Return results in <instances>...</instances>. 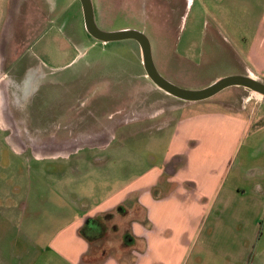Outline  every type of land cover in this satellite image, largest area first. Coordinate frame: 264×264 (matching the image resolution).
<instances>
[{"label": "crops", "instance_id": "obj_1", "mask_svg": "<svg viewBox=\"0 0 264 264\" xmlns=\"http://www.w3.org/2000/svg\"><path fill=\"white\" fill-rule=\"evenodd\" d=\"M244 7L253 21L264 0H244ZM255 20L246 73L260 81L264 11ZM184 103L175 107L182 117L172 127L165 117L160 137L151 145L150 134L145 147L135 131L126 143L120 129L166 116L163 102L135 104L100 129L47 139L17 132L0 113L9 132L0 148V264H247L246 249L236 258L234 238L214 227L236 200L248 199L234 160L252 115ZM254 195L259 214L261 181Z\"/></svg>", "mask_w": 264, "mask_h": 264}, {"label": "rangeland", "instance_id": "obj_2", "mask_svg": "<svg viewBox=\"0 0 264 264\" xmlns=\"http://www.w3.org/2000/svg\"><path fill=\"white\" fill-rule=\"evenodd\" d=\"M102 4L111 15L106 21L100 15ZM244 8V0H94L101 29L145 32L159 72L190 91L226 77L248 76L247 43L264 8H256L253 21L246 20ZM260 81L264 84V78ZM160 102L166 116L120 129L127 132L126 143L132 144L135 131L142 146L148 145L150 134L154 144L161 121L169 118L172 127L182 117L176 108L185 104L146 77L138 44H103L91 38L78 0H0V113L11 116L17 132H38L43 139L68 137L100 129L107 117L131 112L135 104L153 107ZM199 104L236 113L244 108L252 115L234 160L243 170L248 199L236 200L229 218L214 228L224 240L234 238L230 252L236 258L246 249L247 264H264V210L258 214L254 195L256 184H264V128L259 126L264 99L231 87ZM3 127L0 122V148L8 146L9 132Z\"/></svg>", "mask_w": 264, "mask_h": 264}, {"label": "water", "instance_id": "obj_3", "mask_svg": "<svg viewBox=\"0 0 264 264\" xmlns=\"http://www.w3.org/2000/svg\"><path fill=\"white\" fill-rule=\"evenodd\" d=\"M80 2L84 27L87 34L103 44L134 41L140 49L141 63L146 76L152 83L166 94L188 103H198L209 100L231 87H242L264 99V84L250 76H230L216 81L211 86L200 90L183 89L167 80L157 69L152 53L151 42L145 32L135 29L106 31L101 29L95 16L92 0H78Z\"/></svg>", "mask_w": 264, "mask_h": 264}, {"label": "trees", "instance_id": "obj_4", "mask_svg": "<svg viewBox=\"0 0 264 264\" xmlns=\"http://www.w3.org/2000/svg\"><path fill=\"white\" fill-rule=\"evenodd\" d=\"M108 8L106 9L103 4H102V7H101V12H100V15H101V18L102 20L106 21L108 19L111 18V15L108 13ZM109 14V15H108Z\"/></svg>", "mask_w": 264, "mask_h": 264}, {"label": "flooded vegetation", "instance_id": "obj_5", "mask_svg": "<svg viewBox=\"0 0 264 264\" xmlns=\"http://www.w3.org/2000/svg\"><path fill=\"white\" fill-rule=\"evenodd\" d=\"M93 1V5H94V0H92ZM100 27V26H99ZM4 58H5V56H4Z\"/></svg>", "mask_w": 264, "mask_h": 264}]
</instances>
